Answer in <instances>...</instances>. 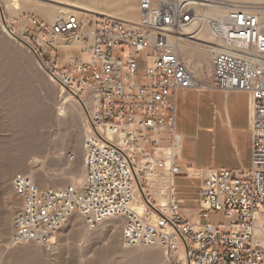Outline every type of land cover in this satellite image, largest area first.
<instances>
[{
    "label": "built area",
    "instance_id": "2783aa9c",
    "mask_svg": "<svg viewBox=\"0 0 264 264\" xmlns=\"http://www.w3.org/2000/svg\"><path fill=\"white\" fill-rule=\"evenodd\" d=\"M158 2L159 11H152L149 0H139L136 21L100 12L84 19L70 10L52 22L29 19L22 39L85 110L88 179L51 188L18 173L13 186L23 206L12 241L48 242L73 216L85 214L91 227L122 220L127 246L159 242L172 264H264V24L250 0ZM203 7L224 14L208 20L214 29L208 84L180 44L181 36L195 39L189 31ZM62 47L77 48L80 56L60 63L47 55ZM141 52L148 58L146 80L136 83ZM205 85L250 94L252 166L211 171L199 209L186 214L174 194L183 148L177 95ZM213 210L229 222L211 223Z\"/></svg>",
    "mask_w": 264,
    "mask_h": 264
},
{
    "label": "rangeland",
    "instance_id": "374dc122",
    "mask_svg": "<svg viewBox=\"0 0 264 264\" xmlns=\"http://www.w3.org/2000/svg\"><path fill=\"white\" fill-rule=\"evenodd\" d=\"M250 1L264 17V0ZM64 10L84 19L100 12L136 21L139 0H0V264H172L171 254L161 245L127 246L122 220L114 218L91 227L78 214L48 242L12 241L15 217L23 206V198L13 186L18 173L29 175L41 187L63 188L86 180L85 110L75 93L64 88L22 39L31 17L52 22ZM198 38L209 43L212 35L203 30ZM184 45V51L191 53L200 66V79L211 83L208 46L188 41ZM184 51V56L188 55ZM52 54L59 57L60 63L67 56H80L78 50L67 47L47 53ZM147 67V54L141 52L136 83L145 82ZM180 127L178 123V130ZM192 140L187 134L183 143L187 152L192 149ZM186 184L193 194L199 180L177 175V195ZM186 205L197 206L193 202ZM209 221L226 224L229 218L213 210Z\"/></svg>",
    "mask_w": 264,
    "mask_h": 264
},
{
    "label": "crops",
    "instance_id": "0c3cea01",
    "mask_svg": "<svg viewBox=\"0 0 264 264\" xmlns=\"http://www.w3.org/2000/svg\"><path fill=\"white\" fill-rule=\"evenodd\" d=\"M203 30L210 33L206 27ZM187 53L186 57L191 58L193 63H190L200 78L198 70L200 66L191 53ZM250 104L251 97L246 91H225L205 85L178 92L177 131L182 135L183 143L187 134L193 137L191 151L187 152L183 144L179 175L186 179L199 180V184L194 185L197 190L193 194L190 186L186 184L179 195L176 193L174 180L175 198L186 214L199 209L201 188L211 171L248 169L252 166ZM178 123L181 124L180 130ZM160 199L164 200L162 197ZM188 202L196 203L197 206H188L186 205Z\"/></svg>",
    "mask_w": 264,
    "mask_h": 264
},
{
    "label": "bare ground",
    "instance_id": "6f19581e",
    "mask_svg": "<svg viewBox=\"0 0 264 264\" xmlns=\"http://www.w3.org/2000/svg\"><path fill=\"white\" fill-rule=\"evenodd\" d=\"M149 4H152V11H159V2H158V0H149ZM64 11H67V10H64ZM222 11L223 10H220V8H215V7H210V8H207V9L204 8V7L201 8L200 9V18H199V20L197 21V23H195L190 28V31H189L190 33L193 34V37L195 39L194 40H192V39L190 40V39H188L187 36H181L180 38L182 39V41H181L180 44H181L182 50H184L185 41L196 42V43L207 45L208 46V50H209V54H210L212 45L207 43V42H205L207 40L204 39V38H202V39L200 38L201 39L200 40L198 38V35H199L200 32L203 33V28L206 27L209 30V32L212 35V37H214L213 36L214 29L212 28L211 25L208 24V20H210V19H220L221 20L223 18V15H224ZM260 18H261V20H262V22L264 24V17H262L260 15ZM185 59L187 60V62L189 64H191L190 63L191 62L190 59L186 58V56H185ZM88 154H89V142H85V155H88ZM85 167H86V157H85ZM86 179H88V171H86ZM138 190L139 189H137V191H136L137 200H139V197H140V191H138ZM160 201L164 202V200H160ZM136 204L137 203H135V205ZM82 215L86 218L85 214H82ZM113 218L114 219H118V218H115V217H113ZM126 237H127V228H123V239H126ZM159 245H160L159 242H156L155 244H151L150 246H151V248H157V246H159Z\"/></svg>",
    "mask_w": 264,
    "mask_h": 264
}]
</instances>
